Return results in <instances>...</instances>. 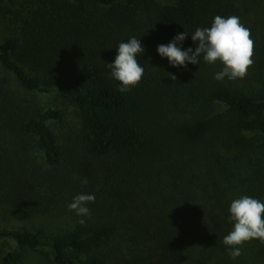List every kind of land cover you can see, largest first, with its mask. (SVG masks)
<instances>
[{"label":"trees","instance_id":"1","mask_svg":"<svg viewBox=\"0 0 264 264\" xmlns=\"http://www.w3.org/2000/svg\"><path fill=\"white\" fill-rule=\"evenodd\" d=\"M217 15L251 31L245 78L159 56L184 31L194 50ZM0 18V215L64 222L0 224L1 264H234L230 203L264 202V0H0ZM133 36L144 75L121 93L107 63ZM81 193L90 217L67 208ZM250 258L263 261L259 240L237 259Z\"/></svg>","mask_w":264,"mask_h":264},{"label":"clouds","instance_id":"2","mask_svg":"<svg viewBox=\"0 0 264 264\" xmlns=\"http://www.w3.org/2000/svg\"><path fill=\"white\" fill-rule=\"evenodd\" d=\"M188 36L187 32H180L168 44L158 45L159 56L167 58L170 66L185 69L188 64L199 65L201 55L208 64L219 61L223 67L215 74L216 81H223L225 78L230 81L243 79L254 64V41L251 38V31L241 23L238 16L226 18L215 16L210 27H198L190 35L195 49L189 47L182 50L178 45L182 46ZM116 51L114 62L107 63V67L111 70V77L120 82L118 91L126 93L137 86L143 78L144 68L137 57L144 53L145 48L140 39L133 36L126 42L119 43ZM168 75L176 81L177 77L174 74ZM80 182L83 185L88 183L86 178ZM94 202V194L81 193L72 198L67 208L79 217H90L91 212L87 205ZM229 213L232 229L224 236L223 244L229 248L230 258L236 260L242 255V247L246 242L259 240L264 244V202L244 195L230 203ZM78 222L82 226L86 224L85 219Z\"/></svg>","mask_w":264,"mask_h":264},{"label":"rangeland","instance_id":"3","mask_svg":"<svg viewBox=\"0 0 264 264\" xmlns=\"http://www.w3.org/2000/svg\"><path fill=\"white\" fill-rule=\"evenodd\" d=\"M6 3L9 4V0H6ZM7 31V28L5 24L1 21L0 18V37L5 35ZM3 216L0 215V224L2 227H14V228H19L24 225V227H31L33 225H38L39 227L41 226L43 230L47 231L46 233L49 234L51 233L52 230H59L63 226V221L61 223L55 222V219H48V218H43V217H35L31 219H26L24 221H16V220H9L2 218ZM58 223V224H57ZM54 224V225H53ZM65 225V224H64ZM10 245L0 241V256L5 253L10 247ZM262 257L258 258L259 261ZM257 259V258H256ZM45 260V256L41 253H32L27 257V263L26 264H42ZM231 262L234 264H264V259L262 262H257V260L250 258L249 260H233L231 259ZM0 264H1V258H0Z\"/></svg>","mask_w":264,"mask_h":264}]
</instances>
